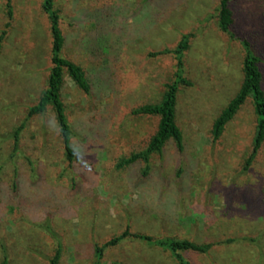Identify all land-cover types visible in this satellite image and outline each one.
I'll return each instance as SVG.
<instances>
[{"label": "rangeland", "instance_id": "1", "mask_svg": "<svg viewBox=\"0 0 264 264\" xmlns=\"http://www.w3.org/2000/svg\"><path fill=\"white\" fill-rule=\"evenodd\" d=\"M42 0H11L0 50V264H179L139 238L95 246L128 228L155 238L214 242L183 252L191 264H264V140L243 169L257 116L247 97L213 142V120L242 79L243 49L217 27L219 0H55L64 36L61 55L79 64L86 93L64 72L61 97L71 127L72 162L53 106L30 116L14 150L13 130L47 85L51 33ZM235 31L261 57L264 89V0H231ZM0 0V30L7 21ZM191 33L175 106L183 149L171 138L144 163L117 166L142 149L158 116L132 114L158 102L174 78L172 52ZM229 239V241H227ZM219 242V243H218Z\"/></svg>", "mask_w": 264, "mask_h": 264}, {"label": "trees", "instance_id": "2", "mask_svg": "<svg viewBox=\"0 0 264 264\" xmlns=\"http://www.w3.org/2000/svg\"><path fill=\"white\" fill-rule=\"evenodd\" d=\"M41 6L49 19L51 33V66L46 87L42 90L37 102L28 107L25 118L13 130L14 150L17 148L19 133L24 127L26 120L34 114L43 113L46 106L51 104L62 136L64 154L67 160L72 162L74 156L70 141L72 131L61 97L64 72H66L74 83L86 93L90 91V84L87 80L84 69L79 64L61 55V50L64 45V36L59 27L60 13L55 7V0H42ZM6 8L8 19L5 22L4 27L0 30V50L13 15L11 0H6ZM216 23L218 29L227 34L229 38L238 39L240 41L243 49V59L242 79L239 89L213 120L211 127L212 141L215 142L220 137L225 128V124L234 117L240 106L245 102L247 97L250 96L257 119L252 149L245 159V164L243 166V169H247L264 140V89L262 87L263 74L260 67L261 57L255 49L251 39L248 36H242L235 31L236 25L231 0H219L216 7ZM190 37V32L184 33L175 48L172 50L165 48L151 53L152 55L169 52L174 54L176 59L174 78L171 82L165 83L164 92L158 102L141 104L131 110L132 114L157 115L158 124L155 132L150 136L146 145L142 149L131 152L128 156L121 158L117 163V166H131L132 164L141 161L144 163L142 175L145 176L148 173L150 156L153 153L160 154L168 139L171 138L174 140L178 150L183 149L182 132L175 118V106L180 86L191 84V81L184 75L183 67V54L188 48ZM126 237L139 238L149 241L156 246H160L169 251L170 255L179 264H191L188 258L183 255L184 251L191 250L205 253L215 244L214 242H195L186 238L179 239L168 236L155 238L144 233L131 232L126 228L120 234L111 237L101 245H96L94 250L97 257L99 259L102 257L103 251L107 246L114 245ZM227 241H229V239H227ZM60 255L61 248L57 246L52 256L48 258L49 264H59ZM1 264H8L5 249H3ZM96 264H98V262ZM114 264L121 263L115 262Z\"/></svg>", "mask_w": 264, "mask_h": 264}]
</instances>
